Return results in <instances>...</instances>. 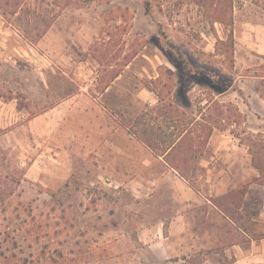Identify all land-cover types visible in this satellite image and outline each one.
Here are the masks:
<instances>
[{"label":"rangeland","instance_id":"374dc122","mask_svg":"<svg viewBox=\"0 0 264 264\" xmlns=\"http://www.w3.org/2000/svg\"><path fill=\"white\" fill-rule=\"evenodd\" d=\"M233 6L231 62L212 0H0V144L7 171L25 172L0 264L158 263L177 194L208 196L207 158L252 155L249 136L264 135V0ZM158 91L181 111L158 113ZM214 97L251 112L196 141L184 180L162 153Z\"/></svg>","mask_w":264,"mask_h":264},{"label":"crops","instance_id":"0c3cea01","mask_svg":"<svg viewBox=\"0 0 264 264\" xmlns=\"http://www.w3.org/2000/svg\"><path fill=\"white\" fill-rule=\"evenodd\" d=\"M256 96L255 100L264 104L258 93ZM237 105L241 112L250 111L239 100ZM213 136L214 132L209 145ZM229 138L240 147L236 137ZM220 144V148H230L227 140ZM247 154L232 151L207 158L209 197L190 185L188 191L177 194L172 212L161 219L162 224L168 220V229L166 234L160 229L163 250L158 253L157 264H264V185L249 183L239 205L214 201L242 186L237 179L260 176L252 155ZM216 158L224 163L220 168L210 166V159L217 162Z\"/></svg>","mask_w":264,"mask_h":264},{"label":"trees","instance_id":"16d2710c","mask_svg":"<svg viewBox=\"0 0 264 264\" xmlns=\"http://www.w3.org/2000/svg\"><path fill=\"white\" fill-rule=\"evenodd\" d=\"M203 1V0H202ZM148 4V3H147ZM212 4H215V11L220 16L218 17L220 22L229 26V32L225 40L218 39L216 47L222 51L227 58L234 62L235 54V37L234 30L232 28L233 20V0H212ZM149 5V4H148ZM148 8V7H147ZM136 55V51H132L130 58ZM163 71L161 72L162 75ZM120 74L119 70H116L112 77H117ZM161 75L156 79L160 80ZM172 75V73H170ZM256 91L260 98L264 100V76H262L260 84L256 87ZM157 94L160 96V104L155 107L158 113L168 119L172 117L174 112H180V107L176 106L173 102L165 103V98L162 91H158ZM173 109V110H172ZM174 111V112H173ZM229 111V114H228ZM238 114V119L233 120V115ZM243 113L235 103L228 102V104L222 103L215 97L212 100L207 101L205 107L200 111L198 118H191L185 122L179 134L176 136L174 141L167 145L163 151L162 156L165 161L170 165L174 171H176L184 180H188L190 172L192 170L190 164L191 160L187 156L194 152L197 144L196 141L201 140V146H206L212 136L214 130L222 129L227 130L229 126L241 124V118ZM4 133V129H0V136ZM250 144L249 151L252 154L253 166L258 169L260 176L257 177L262 179L264 184V135L259 132L251 134L249 136ZM151 146L150 144H148ZM7 158L3 154L0 144V219L1 215L3 219H6L7 212L10 209L13 198L17 194V190L21 184V179L18 177H24L25 172L23 170L16 171L13 175L10 174L8 167L6 166ZM1 168L3 171L1 172ZM18 175V176H17ZM248 185H244L239 189L228 192L214 201L221 204L224 201H235V204L239 205L243 199L245 192L247 191ZM2 223L0 222V226ZM6 228V227H5ZM1 229V227H0ZM5 229L3 232H7ZM2 229L0 230V232Z\"/></svg>","mask_w":264,"mask_h":264}]
</instances>
